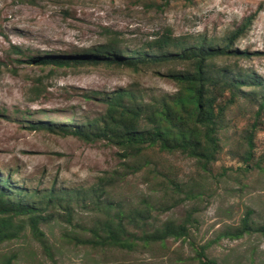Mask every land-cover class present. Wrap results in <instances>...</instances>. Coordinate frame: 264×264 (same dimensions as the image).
<instances>
[{"label": "rangeland", "instance_id": "374dc122", "mask_svg": "<svg viewBox=\"0 0 264 264\" xmlns=\"http://www.w3.org/2000/svg\"><path fill=\"white\" fill-rule=\"evenodd\" d=\"M156 1V2H154ZM0 0V172L18 185L47 188L90 186L105 171L118 167L117 149L106 142L89 143L70 134L27 128L22 118L70 123L103 112L99 96L118 88L145 91L147 95L173 93V80L157 75L154 68L140 71L104 66L51 68L25 61L27 54H72L90 50L117 37L129 50L159 38L170 28L174 35L205 34L222 39L248 23L235 47L253 52L238 64L264 79V0ZM18 46L23 55L13 52ZM228 61V60H227ZM234 64L235 59H229ZM176 66V65H175ZM178 67H180L178 65ZM167 69L162 68L166 73ZM43 77L45 90L32 92L36 78ZM146 97V96H145ZM148 99V97H146ZM238 104L227 114L228 126L221 132L222 150L206 180L201 201L179 206L178 218L196 205L197 225L188 241L169 240L166 249L155 246L147 252L114 251L108 255L66 242L70 225L52 220L41 224L52 245L50 258L26 225L21 236L0 246L17 254L15 264H174L175 259L194 257L192 247L208 244L206 253L219 264H264V236L215 240L227 225H238L247 209L264 218V170H244L235 155L237 140L251 125L254 115ZM248 109V108H247ZM72 120V121H70ZM255 135L257 160L264 155V113ZM155 162L180 182L200 180L193 159L153 151ZM148 185L143 174L129 176L118 194L137 197ZM79 211L74 221H87ZM80 213V214H79ZM171 212L161 214L166 219ZM173 214V213H172Z\"/></svg>", "mask_w": 264, "mask_h": 264}, {"label": "trees", "instance_id": "16d2710c", "mask_svg": "<svg viewBox=\"0 0 264 264\" xmlns=\"http://www.w3.org/2000/svg\"><path fill=\"white\" fill-rule=\"evenodd\" d=\"M169 1L162 0L159 5ZM247 26L241 25L222 39L205 34L176 36L168 28L159 38L134 50L122 47L112 36L83 52L27 54L25 61L52 69L154 68L157 75L173 80L176 90L157 95L127 87L105 94L96 91L93 94L104 103V111L77 122L70 120L72 124L22 118L27 128L70 134L89 143L104 141L117 149L119 165L99 175L88 187H59L53 182L47 188H31L12 181L13 175L0 172V246L18 239L28 225L44 252L53 258L52 245L41 229V224L49 225L52 220L70 225L65 230L67 243L105 256L118 250L134 253L155 246L166 249L169 240L188 241L197 225L194 214L198 207L187 208L182 218L177 217L175 209L203 199L207 185L203 180L212 176V167L222 150L220 135L227 129V114L241 98V111L249 110L254 117L239 135L235 155L242 163L241 169L264 170V155L257 160L254 141L264 113V79L236 62L253 54L247 48L235 47ZM13 52L24 54L18 46ZM44 90L43 77L39 76L32 92L39 95ZM153 151L193 159L202 174L200 180L178 181L155 162ZM137 173L143 174L148 190L137 197L118 194L120 183ZM79 211L88 212L89 220L74 221ZM166 212L171 214L160 220ZM254 215L255 210L247 209L238 225H227L215 240L264 236V218L261 221ZM191 244L195 256L179 255L174 264H219L207 255L208 244ZM16 259V253L0 249V264H15Z\"/></svg>", "mask_w": 264, "mask_h": 264}]
</instances>
